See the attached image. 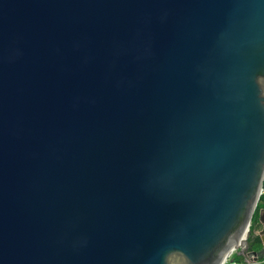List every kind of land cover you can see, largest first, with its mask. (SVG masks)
<instances>
[{"label":"water","instance_id":"95a60500","mask_svg":"<svg viewBox=\"0 0 264 264\" xmlns=\"http://www.w3.org/2000/svg\"><path fill=\"white\" fill-rule=\"evenodd\" d=\"M264 193V0H0V264H225Z\"/></svg>","mask_w":264,"mask_h":264},{"label":"trees","instance_id":"16d2710c","mask_svg":"<svg viewBox=\"0 0 264 264\" xmlns=\"http://www.w3.org/2000/svg\"><path fill=\"white\" fill-rule=\"evenodd\" d=\"M262 209H264V193L260 198V202H259L257 210L253 216V220H252V224H251V234H250L249 239H248L250 242V248H249L250 251L259 250L262 247L260 236L258 234H256V231L260 230L259 229V223H260L259 219H260V212ZM234 254H233V258H234V256H236V257L239 256V258L242 259V261H244V257H243V255L240 254V252L239 253L236 252ZM236 254H238V255H236Z\"/></svg>","mask_w":264,"mask_h":264},{"label":"built area","instance_id":"2783aa9c","mask_svg":"<svg viewBox=\"0 0 264 264\" xmlns=\"http://www.w3.org/2000/svg\"><path fill=\"white\" fill-rule=\"evenodd\" d=\"M236 252H238V251H235L234 253H236ZM233 254L229 257V259L227 260V262L225 264H236V262L233 258ZM243 257H244V261H243L244 264H252L251 260L247 256L243 255Z\"/></svg>","mask_w":264,"mask_h":264},{"label":"rangeland","instance_id":"374dc122","mask_svg":"<svg viewBox=\"0 0 264 264\" xmlns=\"http://www.w3.org/2000/svg\"><path fill=\"white\" fill-rule=\"evenodd\" d=\"M259 229H260V230L262 229V225H261V223H259ZM260 230H259V231H260ZM259 231L257 230V231H256V234H258ZM239 252H240V251H238V253H239ZM234 255H235V254H234ZM236 255H238V254H236ZM234 260H235L236 264H244V262L242 261V259L239 258V256H238V257L234 256Z\"/></svg>","mask_w":264,"mask_h":264}]
</instances>
